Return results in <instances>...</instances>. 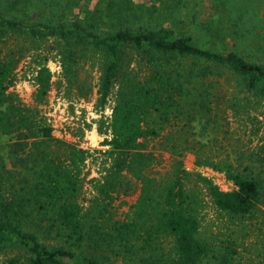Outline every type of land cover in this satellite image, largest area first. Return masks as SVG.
<instances>
[{
    "label": "trees",
    "instance_id": "obj_1",
    "mask_svg": "<svg viewBox=\"0 0 264 264\" xmlns=\"http://www.w3.org/2000/svg\"><path fill=\"white\" fill-rule=\"evenodd\" d=\"M156 2L0 0V134L11 139L0 144L4 264L233 263L235 248L217 250L199 235L183 157L194 152L197 165L223 171L234 182L226 191L198 176L221 211L248 216L264 203V155L241 152L235 164L204 154L205 139L219 141L231 119L246 114L248 121L264 106V21L261 34L254 25L246 27L260 4L209 0L213 14L201 26L208 44H201L180 18L166 24L178 17L184 0ZM222 6L237 15L225 17ZM144 17L151 24L139 25ZM247 36H252L249 49ZM50 41L67 88L89 97L93 85L81 77L79 63L97 58L98 103L105 105L116 92L111 138L104 141L112 162L97 184L95 211L90 214L92 207L88 216L79 202L86 154L56 138L39 110L52 84L49 58L39 52ZM29 53L39 60L33 106L10 90L16 67ZM154 139L175 156L169 175L159 179L147 173L160 162L147 149ZM132 178L142 182L141 193L117 219L110 211L114 193L128 194Z\"/></svg>",
    "mask_w": 264,
    "mask_h": 264
},
{
    "label": "rangeland",
    "instance_id": "obj_2",
    "mask_svg": "<svg viewBox=\"0 0 264 264\" xmlns=\"http://www.w3.org/2000/svg\"><path fill=\"white\" fill-rule=\"evenodd\" d=\"M150 1V0H147ZM156 1V0H155ZM209 0H184V4L178 17L164 20L163 24L170 23L174 19L180 18V24L184 26L187 32L191 33L199 43H204L206 37L202 32V25L211 16L213 7L207 4ZM259 5L257 11L251 10L246 27L252 25L262 33V22L264 21V0H256ZM156 4L160 5V0ZM41 10V5L33 8L34 14ZM48 12V10L46 9ZM43 12V14H47ZM220 12L225 17L236 16V12H229L227 6H222ZM225 12V13H224ZM213 14V13H212ZM169 18V17H166ZM139 25H149V17H144L138 22ZM252 36L246 37V47L249 49ZM232 41H229V45ZM44 50L40 51L42 55L48 56L46 65L52 72V84L48 93L47 101L39 106L41 115L53 127V134L56 138L74 144L77 148L84 150L86 156L81 166V195L79 202L84 214L88 216L95 211V201L97 200V184L103 180L107 169L111 165L112 156L107 152L110 149L105 144V139L111 138L110 120L115 105V93L112 92L107 103L100 105L98 103L99 94L97 92V83L99 78V61L97 58L88 62L80 61L79 73L82 78L88 79L93 85V92L87 98L79 97L75 88H67L68 85L62 75V67L59 57L56 56L55 43L47 42ZM245 48V46H243ZM246 52V51H245ZM36 54V53H35ZM35 54H27L16 67V80L11 91L16 92L23 103L34 105L33 92L35 90V73L39 60L33 59ZM259 110L252 112L246 120V114L231 119L230 126H224L218 133L219 141L214 143L210 139L204 143L205 153L208 156H215V159L221 161L230 160L238 164L241 152L248 154L257 152L264 155V106ZM253 116L257 118L254 119ZM232 118V116H231ZM199 132L200 124H198ZM225 128V129H224ZM226 128L228 129L226 131ZM229 131V133H228ZM207 136V134L205 135ZM11 141L9 135L0 134V144L5 145ZM221 141V142H220ZM158 139L150 140L147 149L157 154L160 162L153 165L147 173L156 178L167 177L171 172V165L175 157L170 151L160 147ZM184 166L189 167V177L185 181V188L191 194L195 201V210L199 220V235L212 242L217 250H224L225 246H232L236 249L235 259L232 264H264L259 257L264 246V203L253 215L238 216L232 215L217 208L208 193L206 185L198 176H202L216 183L222 190H232L235 187L234 182L223 172L224 177L219 172L211 173L196 164V154L186 152L184 157ZM247 165V161H246ZM199 166V169L197 168ZM200 170V171H199ZM132 188L128 194L114 193L112 207L110 211L114 213L115 218L123 219L130 211L140 193L142 182L132 178ZM7 257L6 252H0V264H4Z\"/></svg>",
    "mask_w": 264,
    "mask_h": 264
},
{
    "label": "built area",
    "instance_id": "obj_3",
    "mask_svg": "<svg viewBox=\"0 0 264 264\" xmlns=\"http://www.w3.org/2000/svg\"><path fill=\"white\" fill-rule=\"evenodd\" d=\"M186 168V167H185ZM197 168L199 169V166H197ZM205 169L206 171H208V172H211V173H214L215 174V172H219L218 174L219 175H222V177H224V174H223V172H221V171H218V170H214L213 168H211V167H209V166H201L200 167V169ZM187 170H191L189 167H187L186 168ZM200 171V170H199ZM216 186H218L216 183H218V182H213ZM219 187V186H218ZM220 188V187H219ZM221 189V188H220ZM222 190V189H221ZM227 191V190H226Z\"/></svg>",
    "mask_w": 264,
    "mask_h": 264
}]
</instances>
